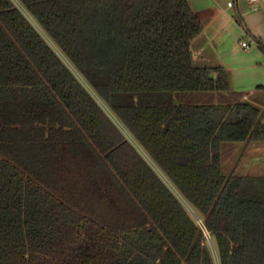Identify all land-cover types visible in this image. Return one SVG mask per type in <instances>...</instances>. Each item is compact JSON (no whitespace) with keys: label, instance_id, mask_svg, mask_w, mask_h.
I'll return each mask as SVG.
<instances>
[{"label":"trees","instance_id":"16d2710c","mask_svg":"<svg viewBox=\"0 0 264 264\" xmlns=\"http://www.w3.org/2000/svg\"><path fill=\"white\" fill-rule=\"evenodd\" d=\"M201 32L186 0H0V264H264V176L223 163L264 111Z\"/></svg>","mask_w":264,"mask_h":264},{"label":"crops","instance_id":"0c3cea01","mask_svg":"<svg viewBox=\"0 0 264 264\" xmlns=\"http://www.w3.org/2000/svg\"><path fill=\"white\" fill-rule=\"evenodd\" d=\"M186 1L202 25L191 43L194 65L225 68L231 88L264 111V1ZM247 150L255 153V176H264V141L243 143L242 158Z\"/></svg>","mask_w":264,"mask_h":264},{"label":"rangeland","instance_id":"374dc122","mask_svg":"<svg viewBox=\"0 0 264 264\" xmlns=\"http://www.w3.org/2000/svg\"><path fill=\"white\" fill-rule=\"evenodd\" d=\"M48 41L53 46V48H55V51L59 53L57 48L51 43V41L49 39H48ZM65 62L68 64V67L76 74V76L83 83V85L90 91V93L93 95V97L100 103V105L106 111V113L110 116V118L123 131V133L126 135L128 140H130L132 142V144H134L136 146V148L140 151V153L142 155L146 156L145 153H143L142 148L140 146H138V144L133 140L132 137H130V135L127 134V132L123 129L122 125L118 121H116V119H115L114 115L112 114V112L104 105V103L101 100L98 99V97L88 87L86 82L76 73V71L68 63V61H65ZM242 148H243V143H234L233 148L231 149L232 152L229 153V152L226 151V155L224 156V160H223L224 168L226 170V173L229 174V173L232 172V173L237 174V175H257L256 163H255V159H254V156H253L255 153L250 154L248 152V150H247V152L245 153L244 157L242 158V155H240V152H241ZM148 160H149V158H148ZM159 174H160V172H159ZM167 184L169 185L168 182H167ZM170 187H172V186H170ZM182 202L185 205V207L188 210V212L190 213V215L192 216V218L198 224V226L201 227L202 223H203L202 218L195 212V210L193 208L190 207V205L188 203H186L185 201H182ZM205 237H206V239L209 240V244H210V246H212L214 257H216V252H215V249L213 247V242L211 241V239L209 237V234L207 236L205 235Z\"/></svg>","mask_w":264,"mask_h":264},{"label":"built area","instance_id":"2783aa9c","mask_svg":"<svg viewBox=\"0 0 264 264\" xmlns=\"http://www.w3.org/2000/svg\"><path fill=\"white\" fill-rule=\"evenodd\" d=\"M251 1H257V0H251ZM231 5H232V2H229V3H228V6H231ZM253 8H254V9H257L256 6H254ZM241 45H242L243 47H245V48L248 46L247 43H245V42H242ZM201 229L203 230L204 234L207 236V235H208V232L206 231V228H205V226H204L203 223H202Z\"/></svg>","mask_w":264,"mask_h":264},{"label":"water","instance_id":"95a60500","mask_svg":"<svg viewBox=\"0 0 264 264\" xmlns=\"http://www.w3.org/2000/svg\"><path fill=\"white\" fill-rule=\"evenodd\" d=\"M264 1V0H263Z\"/></svg>","mask_w":264,"mask_h":264}]
</instances>
